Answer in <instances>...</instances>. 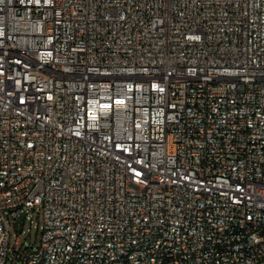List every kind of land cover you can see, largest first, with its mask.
I'll use <instances>...</instances> for the list:
<instances>
[{"label":"built area","instance_id":"obj_1","mask_svg":"<svg viewBox=\"0 0 264 264\" xmlns=\"http://www.w3.org/2000/svg\"><path fill=\"white\" fill-rule=\"evenodd\" d=\"M10 257L264 264V0H0Z\"/></svg>","mask_w":264,"mask_h":264},{"label":"rangeland","instance_id":"obj_2","mask_svg":"<svg viewBox=\"0 0 264 264\" xmlns=\"http://www.w3.org/2000/svg\"><path fill=\"white\" fill-rule=\"evenodd\" d=\"M32 219L35 225L42 224V216L40 214H37L36 212H32ZM29 229L31 230L30 232H29ZM16 234H20L18 241L22 249L25 248V244L34 245L35 247L39 246L40 244V237H41L40 230H37L34 226L30 225L29 222L22 224V218L18 220L16 228H12L10 232L9 246L11 248L15 246ZM6 264H18V263L14 260V258L10 257L7 260Z\"/></svg>","mask_w":264,"mask_h":264}]
</instances>
